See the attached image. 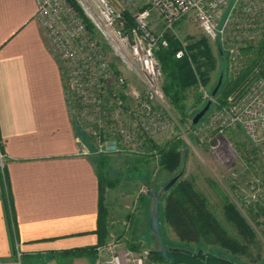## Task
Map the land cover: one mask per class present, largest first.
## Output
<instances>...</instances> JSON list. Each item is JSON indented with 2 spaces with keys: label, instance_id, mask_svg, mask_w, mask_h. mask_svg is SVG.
<instances>
[{
  "label": "crops",
  "instance_id": "obj_1",
  "mask_svg": "<svg viewBox=\"0 0 264 264\" xmlns=\"http://www.w3.org/2000/svg\"><path fill=\"white\" fill-rule=\"evenodd\" d=\"M36 12L35 0H0V264H95L124 216L106 193L99 243V160L82 151L90 139Z\"/></svg>",
  "mask_w": 264,
  "mask_h": 264
},
{
  "label": "built area",
  "instance_id": "obj_2",
  "mask_svg": "<svg viewBox=\"0 0 264 264\" xmlns=\"http://www.w3.org/2000/svg\"><path fill=\"white\" fill-rule=\"evenodd\" d=\"M35 1L36 18L61 65L65 95L69 107L72 106L70 111L86 121L95 147L100 150L106 147V151L108 134L117 136L115 148L130 142L139 145L140 139L124 123L122 97L109 88L111 84L122 87L125 77L111 66L96 33L138 73L145 89L142 93L133 91L134 126L138 135L154 139L170 130L174 122L165 108L153 104L165 102L167 97L154 53L161 36L151 35L145 25L151 10L162 22L164 31L172 30L188 16L211 40L220 38L225 42L228 66L234 78L248 65L244 49L258 43L264 28V0H147V6L137 11L129 7V0H74L82 14L66 0ZM125 10L136 23L129 29L125 28ZM84 18L91 23L92 30L87 28ZM161 44L166 46V40L162 39ZM185 52L183 46L175 56ZM199 87L203 99L215 101L207 89ZM236 126L244 130L253 146L260 147L264 156V53L242 85L227 96L224 106L210 114L196 134L200 136L205 130L219 134ZM82 151L87 153L85 149ZM144 254L121 248L117 242H106L97 248L95 264H145Z\"/></svg>",
  "mask_w": 264,
  "mask_h": 264
},
{
  "label": "rangeland",
  "instance_id": "obj_3",
  "mask_svg": "<svg viewBox=\"0 0 264 264\" xmlns=\"http://www.w3.org/2000/svg\"><path fill=\"white\" fill-rule=\"evenodd\" d=\"M129 1V7L135 11L142 10L147 6V0ZM145 25L154 37L162 36L166 32L162 22L152 10L145 20ZM169 32L181 40L182 47H187L188 44L198 38L204 37L211 45L214 54L218 55L219 49L221 52L223 51V59H217V67L211 74L207 91L210 92L219 79L221 80L220 84H222L228 77H231L228 66V46L220 38L211 40L188 16L178 21ZM95 36L101 42L111 66L125 77V84L122 87L111 84L109 88H112L110 91L123 97L124 123L133 135L138 137V131L135 129L132 117L136 102L133 91L137 90L142 93L145 89L144 84L138 73L129 68L110 49L107 43H104L98 33ZM185 51L187 52L188 49L185 48ZM249 57L251 58L250 53H248L247 58ZM197 92H200L198 86L191 87L187 92L184 120L169 99L166 98L165 102L162 103L153 102L156 107L165 108L172 122H174L170 130L164 134H158L153 140L156 144L161 145L172 138L181 139V162L184 150L187 151V165L182 179L192 181L195 187L207 198L209 209L221 226L230 235L242 239L235 227L224 218L222 201L210 181L226 194L254 232L253 238L246 241L247 251L240 255L238 260L242 264H264V221L254 217V211L264 207V156L260 147L253 146L246 137L244 130L238 126L226 128L219 134L205 130L200 136L197 135L196 130L208 120L210 114L215 110L211 102L209 111L195 126H192L194 114L208 100L203 99L205 101L202 104H197L195 101ZM70 107L72 109L71 105ZM73 117L90 139L89 146L84 149L97 157L99 160L98 170L108 179L117 181V185L107 188L105 194L107 193L110 199L113 197L118 199L116 202L124 219L120 223L114 224L106 242H117L119 247H128L137 254H144L146 250L155 249L156 241L149 230L148 207L150 197L146 194V190L149 187L158 190L177 170L172 173L164 171L158 163L157 154L152 152L149 145L141 147V143L136 145L130 142L125 146L116 147L113 151H106V147H101L102 150H100L99 147H95L86 121L75 115ZM109 123L110 121H107V124ZM106 137L113 141L117 138L116 135L110 134ZM102 155H106L108 158L105 164L100 163ZM140 155L144 157L142 163L136 161ZM181 162L178 168H180ZM161 209L162 205L159 206L160 216ZM160 225L165 244L186 247L190 250L198 248L194 242H181L175 232L162 221H160ZM212 247L214 246H206L208 249H212ZM144 255L145 264H161L159 261L152 260L149 253Z\"/></svg>",
  "mask_w": 264,
  "mask_h": 264
},
{
  "label": "trees",
  "instance_id": "obj_4",
  "mask_svg": "<svg viewBox=\"0 0 264 264\" xmlns=\"http://www.w3.org/2000/svg\"><path fill=\"white\" fill-rule=\"evenodd\" d=\"M66 1L82 14V11L74 0ZM124 15L125 28L129 29L134 27L136 23L130 13L125 10ZM84 19L87 28L92 30L91 23L87 18ZM162 39L166 40V46L161 44ZM180 48H182L181 40L169 31H166L157 39L154 53L162 70L163 91L170 103L181 114L182 120H184L186 107L185 99L188 90L193 86H203L205 89L207 88L211 80V74L217 67V59H223V51L221 52L219 49L218 55L214 54L211 45L204 37H200L196 41L188 44L187 47H185L188 51L184 53V55L176 57L175 53ZM244 51L247 54H251V58H248V65L246 68L242 69L235 78L232 76L228 77L220 84L213 96L215 101L212 102V105L215 109H219L226 104L227 96L242 85L253 68V65L258 63L263 57L264 28L258 43L255 46H247ZM209 93L211 94V90ZM195 101L197 104H202V102L205 101L202 98L201 92L195 94ZM138 138L140 139L141 147L149 145L152 152L157 154L158 163L164 171L172 173L179 170L178 167L181 162V139L172 138L160 145L156 144L153 139L145 135L139 134ZM107 159L106 155H102L100 163L105 164ZM136 161L142 163L144 157L140 155ZM97 172L99 178V211L96 232L99 235V243H102L109 234L106 222L107 208L105 206V192L107 188L115 187L117 181L108 179L100 170H97ZM210 182L222 201L224 218L235 227L242 239L230 235L221 226L213 212L209 209L205 195L195 187L192 181L182 178L166 193L160 196L158 212L160 205H162V209L161 216L159 214V224L160 221H162V223L169 226L181 242H194L197 244L198 248L210 252L223 253L241 263L238 257L247 251L246 241L253 238L254 232L245 218L236 209L235 205L228 199L226 194L221 192L215 183L212 181ZM148 190L156 191V189L152 187H149ZM254 217L264 221V207H261L258 211H254ZM210 245L214 247H212V249L206 248V246ZM131 248L135 249V247L132 246ZM94 249L95 247L78 248L72 250L70 253L79 256L88 252H94ZM149 256L152 260L162 263L161 257L154 255Z\"/></svg>",
  "mask_w": 264,
  "mask_h": 264
},
{
  "label": "water",
  "instance_id": "obj_5",
  "mask_svg": "<svg viewBox=\"0 0 264 264\" xmlns=\"http://www.w3.org/2000/svg\"><path fill=\"white\" fill-rule=\"evenodd\" d=\"M220 82L221 80L219 79L218 83L211 90L212 97L218 90ZM211 102L212 100L208 99L204 106L194 114L192 118L193 125H196L204 117L210 108ZM107 150H115V144L113 140L107 141ZM186 165L187 151L185 149L179 170L173 174L163 185H161L158 190H146V194L150 197L148 207L149 230L156 241V248L149 249L148 253L150 255L161 257V264H241L223 253L210 252L202 248L190 250L186 247L169 246L164 243L159 224V198L182 178L186 170Z\"/></svg>",
  "mask_w": 264,
  "mask_h": 264
}]
</instances>
